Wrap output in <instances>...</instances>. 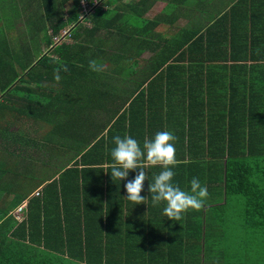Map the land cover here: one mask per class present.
<instances>
[{"label": "trees", "instance_id": "trees-1", "mask_svg": "<svg viewBox=\"0 0 264 264\" xmlns=\"http://www.w3.org/2000/svg\"><path fill=\"white\" fill-rule=\"evenodd\" d=\"M16 1L19 2L18 4L21 5V9L26 15L24 17L27 20L26 24L36 25V28L35 34L32 35H28L23 28L16 38L18 41L14 40L15 43H13L9 41L7 34L12 30H16L14 19H7L0 12V150H3L4 146L9 144L8 141L17 143V137L19 136L9 137L6 134L9 129L15 126L18 129L22 123L29 121L25 119H32L33 121H29V123L47 125L51 131L48 132L56 138L53 139L49 135L45 139L43 138L46 144L45 148H39L34 154L35 159L33 156L30 162H39V159L43 156H47V159L51 156L52 159L55 158L59 161L65 157L63 155L67 152L65 141L69 140L70 144L75 143L78 138L77 133L82 130L89 133L90 136L87 137L93 135V123L79 121L77 115L79 116L86 110L84 115L86 114L88 117V110L92 112L93 105L91 101L94 92H97L102 102H104L105 107H103L106 108V112L113 111L114 114L120 111L121 108H125L123 106L125 101L132 95L131 93L127 94L126 91L124 92L125 67L137 64L131 60L142 50V41H136V39L144 32L142 28L143 20L141 14L137 13L124 0H98V6L89 15L82 17L81 21L78 20L80 0ZM85 1L90 4L92 2V0ZM128 8L129 14L126 12ZM85 23L88 26H85ZM64 27L68 30V41L54 44L51 37L56 36ZM46 28L50 32L49 35H45L44 29ZM222 33V31L215 28V23H213L205 30L204 35L199 36L195 41H189L190 37H187L175 49L168 47L169 45L164 46L163 52L166 55L157 66L165 64L164 62L168 57L179 49L177 57L174 58V64L180 62L178 68L182 72L176 76L182 78L185 75L190 76L191 74L187 73L189 71H200V77L194 75L197 79L194 86L192 84L188 85V83L185 86L182 84L184 80L180 79L182 81H179L180 85H174L168 91L171 96H168V93L162 95L154 92L153 90L157 91V86L151 87L149 85L147 87V98L157 97L159 102L158 106L153 105L154 108H151L150 112L162 108L161 104L165 105L167 109H174V107H169L172 106L169 101L178 92V97L188 99L186 101L188 106L199 107L197 115L201 117L208 115L211 109L217 115L226 112V118L228 114V118H230H227V122L220 124V126L225 127V130L229 131L227 137H223L218 132L214 133L209 139L210 142L214 140L213 151L209 152L208 148L211 145L207 144L204 153L176 154L177 164L173 168L176 175L173 182L179 185L182 190L190 191L191 180L198 178L201 185L207 187L208 197L205 206L201 210H189L183 214L181 220H175L182 231L180 238L184 240L182 245H185L182 249L174 252L158 251L157 249L150 250L148 253L143 251V253L148 254L151 264H166L165 262L168 261H175L169 264H228L226 261H229V248L224 243L227 234L224 231L225 222L221 219V213L227 199L230 197H234L238 209V226L247 230L245 233L248 238L259 241V255L261 261H264V152L254 153L248 148L250 147L248 146V139L255 134L253 132L254 128H259L258 123L251 121L238 123L237 117L238 115L242 116L245 107L238 106L236 103L228 105L225 110V107H222L220 103L216 102V105L214 101L218 100L220 102L222 96L220 91H215V86L209 84V78L214 77L219 80L222 77L220 74L213 73L217 67L239 68L245 65V63H237L238 58L234 55L238 51L245 52L246 49L249 50L253 46L251 39L257 33H255L254 28L237 27L236 25L234 27L230 26L224 37H221ZM37 34H42V37L36 38ZM40 42H43L47 48L43 54H39ZM183 46L185 47L183 48ZM33 51H37V53L35 54ZM226 52L230 54L228 64L224 63ZM178 59H181V61H178ZM246 59L258 62L260 58L243 57L241 62H245ZM90 60L100 62L104 66V70L102 72L90 71ZM58 63L66 65L68 71L62 72V79L56 82L54 69L58 66ZM110 65L120 67L121 72L124 74L116 71L110 72ZM183 66H185L184 71L182 70ZM230 76L236 78L237 73L230 74ZM261 76L264 77V75ZM111 78H113L112 82H115L114 87L110 84ZM120 79L121 83L117 81ZM110 87L114 88L112 89V93L115 95L113 97L119 102L115 106H111L109 103ZM115 88H118L119 93ZM151 89L153 90L151 91ZM238 91L237 85L229 87L226 93L231 101L236 100L239 95ZM37 92H41V94H37ZM256 93L251 91L253 95H256ZM142 94L143 92H138L129 102L128 112L132 117L136 114L144 116L143 111L136 112V109L140 108L139 106L131 108L141 98ZM258 96L264 101V86L261 89V95ZM207 103L210 104L207 105ZM184 107L181 104L180 108ZM203 109L205 110L203 111ZM102 112L108 116V113L104 110ZM57 113H63L67 115V118L56 120ZM147 114L149 113L147 112ZM16 116L22 119L18 124L14 121ZM185 117L189 119L190 116L187 113ZM37 119L44 122L37 123ZM141 119L139 123L145 122L143 117ZM122 121L123 117L116 119L112 123V128L110 125L108 126V122H105L101 128L107 127L105 134L98 137L88 148L87 142L84 143V147H82L84 153L75 154L80 156V162L83 163L85 168L106 164L104 170L98 169L100 176L102 175L101 178L105 181L104 186L102 184L99 186L98 195L102 196L103 193L104 199L107 201L110 196V183L113 182L110 174V165L113 163L111 151L115 147L113 138L125 135L135 138V134L132 135L129 132L124 134L126 128ZM213 125H218V123H213ZM260 125H264V122ZM151 134L153 138L155 131L151 130ZM95 137L96 135H93L91 139ZM142 137L143 134L138 139L135 138L140 142L141 147L143 146ZM19 139L24 146H28L31 141L25 135L20 136ZM52 145L54 147H51ZM48 146L49 148H46ZM22 155L26 157L28 153H22ZM79 170L76 167H69L61 171L55 180L41 188L37 196L27 199L25 217L21 222L16 223L11 217H5V212L3 216H0V227L14 226L15 229L12 230L9 236L14 238L19 236V239L25 242L20 245L16 244L17 249H13L8 243H6L7 247H4V249L0 247L1 261L110 260V249H97V247L96 249H89L86 247L85 242H82L81 245L79 243L80 248H76V250L73 245H69L68 237L70 235L68 233L72 232L69 231L70 225H68L70 216L67 217V213H69L70 203L67 199L72 198L76 202L78 194L83 191L82 185L79 186L81 176ZM144 171L147 173L151 184L154 182V177L162 171V168L160 166H148L145 167ZM1 174L0 168V176H2ZM130 176L133 178L136 175H130L129 172L126 180H116V185L113 184V187L125 195L124 185L127 183L125 181ZM143 194H147V186H144ZM19 201L11 202L6 210L15 208L21 202ZM0 210L3 211V209ZM158 218L154 216L146 224L149 227L161 226L163 224L162 220ZM106 226L108 229V222H106ZM50 229L58 231L59 234L52 235L51 232H48ZM17 230H19V234L15 232ZM0 236H6V234H0ZM83 236L86 238V235ZM85 241L88 243L87 238ZM32 244L40 247V249L32 247ZM246 247L244 245V251ZM245 254H249V252L245 251ZM63 256L67 259H62Z\"/></svg>", "mask_w": 264, "mask_h": 264}, {"label": "crops", "instance_id": "crops-1", "mask_svg": "<svg viewBox=\"0 0 264 264\" xmlns=\"http://www.w3.org/2000/svg\"><path fill=\"white\" fill-rule=\"evenodd\" d=\"M124 1L125 3H129L137 13L141 14L143 20L142 28L144 30L139 38L135 36V38H137L136 41H142V50L131 60L137 64L133 66L127 65L125 67L126 76H124V92L126 91L127 94H132H130L131 96L125 101L123 105L125 108H121L120 111L114 114L113 111L106 112L104 102H102L97 92H94L91 101L93 105L92 112L88 110V117L86 114L84 115L86 110L79 114V116L77 115L79 121H90L93 123V135H96L94 139H91L93 135L87 137L90 136L89 133L83 130L79 131L75 143L70 144L69 140L65 141V145L68 149L66 150V154L63 155L65 157L62 156L63 158H61V160L52 159L51 156L47 159V156H43L39 159V162L33 161L31 164H28L26 168L15 165L12 170L8 169V171V165L3 164L5 163L3 162L1 164L3 168H1L2 176H0V209H3V211L0 210V216H3L5 212V217L9 216L12 218L10 214L14 208L12 210H6L10 202H15L16 200L22 202L29 199L35 192L39 193L43 186L55 180L58 173L69 167L80 169L81 176L79 186L82 185L83 191H80L78 194L76 202L72 198L67 199L68 203H70L68 207L69 213H67V217L70 216L68 225H70L69 231L72 232L68 233V235H70L68 237L69 245H73L76 250V248H80L79 245H81L82 242H85L86 247L89 249H96V247L97 249H110V260L69 261L63 256L62 259L65 258L67 259L66 261L0 260V264H151L148 254H145L148 253V251L157 249L158 251L174 252L185 246L182 245L184 240L180 238L182 231L177 226V223H175V220L171 221L166 219L167 217L163 215L164 203L154 207L150 200L151 194L147 190L146 195H144L143 192L141 193V195L146 198L144 204L135 205L125 199L126 194L123 195L120 190L113 187V184L116 185V180L110 183V196L108 201L105 200L103 193L102 196L98 195L99 186L105 184L98 169L104 170L106 164L87 166L85 168L83 163L80 162L79 155L84 153V148H82L84 147V143L87 142L86 145L88 148L98 137L105 134L107 127L105 126V128L101 129L105 122H108V126L110 125L112 128V123L119 117H123L122 122L126 128L124 134H128V132L132 135L135 134L134 136L136 139L143 134L142 143L146 137H149V139L152 138L151 130L155 131V133L167 130L173 132L177 137L175 141L177 155H181L182 153H204L206 152L205 148H207V144L211 145V147H209L211 150L208 148L209 152L213 151L214 146L212 145L214 140L210 142L209 139L214 133L218 132H220L223 137H227L226 135H228L229 131L225 130V127L220 126V124L230 119L228 118L229 114L227 115V119L225 115L226 112L217 115L210 109L211 112L209 111L208 115L203 114L204 116L201 117L197 115L199 107L193 108L188 106L186 104L188 99H186V97H178V92L175 93V97H172L169 101V104L172 105L169 107H174V109H167L165 105L161 104L162 108L151 110L150 112V109L154 108L153 105L158 106L159 102L157 101V97H151L149 99L146 96L148 93L147 87L149 85H151V87L157 86V91L153 89H151V91L153 90L162 95L168 93V96H171L168 91H170L174 85H180V79L184 80V83L181 81L183 85L186 86L188 83V85L192 84L194 86L197 80L194 75L196 74L200 77V71H186L191 75H185L182 76V78H177L176 76L182 72L180 68H178L180 62L174 64V58L177 57L179 49L168 57L166 62H164L165 64H162V66L157 65L161 63L160 61L166 55V53L163 52L164 46L169 45L168 47L175 49L177 45L187 37H190L189 41H195L199 36H203L205 30L213 23H215V28L218 31L223 32L221 37L225 36L230 26L234 27L235 25L237 27L245 26L247 28H254L255 33H257V35L251 39L253 46L249 50L246 49L245 52L238 51L234 55L238 58L237 63H245V65L239 68L226 66L223 68L217 67L213 73L220 74L222 77L219 80L214 77L209 78V84L215 86V91H220L221 93V101L219 102L216 99V101H214L216 105L220 103L222 107H225V110L228 105L236 103L238 106L245 107L242 116L238 115L237 117L238 123L247 121L258 123L259 128L255 127L253 130L255 134L252 135V138L248 139V146H250L248 148L254 153L264 152V125H260V123L264 122V108H262L264 107V101L258 96L261 95V89L264 86V77L261 76L264 75V0ZM126 12L129 14V8ZM184 47L185 46H183V48ZM226 53L224 63L228 64L230 61V54H228V52ZM250 56L259 57L260 59L258 62H252L251 59H246L245 62H241V58H249ZM178 61H181V59H178ZM254 63H256V65H254ZM109 70L110 72L116 71L117 73L124 74L121 72L120 67L110 65ZM182 70H185V66H183ZM234 73H237L236 78L230 76V74ZM121 77L123 78V76ZM121 79L117 81L121 83ZM112 80L113 78H111L110 84L114 87L115 82L113 83ZM214 80L215 82L213 83ZM48 84L50 85V83ZM231 85H237L239 89V95L235 100L237 102L231 101L226 93ZM112 89L114 88L110 89L109 103L111 106H115L119 104V102L113 97L115 95L112 93ZM115 89L117 91L118 88ZM251 91L257 92L256 95L251 94ZM138 92H143V94L131 108L139 106L140 108H137L136 112L143 111L142 113L144 116L136 114L132 117L128 112V105ZM37 94H41V92H37ZM181 104L185 107L180 108ZM209 104L210 103H207V105ZM102 110L108 113V116L104 114ZM204 110L205 109H203V111ZM122 112H124V114H122ZM147 112L149 114H147ZM187 113L190 116L189 119L185 117ZM141 117H143L145 122L139 123L140 120H142ZM64 118H67V115L57 113L56 120H62ZM38 120L39 119L36 120L37 123L44 122ZM215 120H217V122H215ZM30 121L33 120L30 119ZM213 123H218V125L214 126ZM14 128H17V126L6 132L9 137H20L25 135L31 140L29 145L25 146L26 149L22 147L24 145L19 137H17V143L13 141L7 142L20 149L21 154H26L27 152L29 156L30 152L33 151L34 156L39 148H45V138L42 134H46V131L40 132V135H38V130L31 128V134L28 135L26 132ZM33 138L35 140H32ZM51 147H54V145ZM46 148H49V146ZM76 153L79 155H75ZM14 158L21 161L18 156ZM136 174L137 170L130 171V175ZM134 177L131 178L130 176L128 180L134 179ZM128 180L125 182H128ZM148 184H150V181L146 180L144 186H147V189ZM154 216L162 220L163 224L161 226L149 227L146 224L147 221ZM13 221L16 222L14 219ZM106 222H108V229L106 228ZM14 229V226L0 227V234H6V236H0V247L2 249L7 247L6 243L13 245L25 243L19 239V236L16 238L9 236ZM15 232L19 234V230ZM48 232H51L52 235L59 234L58 231L53 229H50ZM83 235H86L88 243L85 241L86 238H84ZM48 239H50V237H48ZM77 240L79 242H76ZM19 241L21 242L19 243ZM32 247L40 249V247L34 244H32ZM143 251H145V253H143ZM170 262L174 263L175 261H168L165 263L169 264Z\"/></svg>", "mask_w": 264, "mask_h": 264}, {"label": "clouds", "instance_id": "clouds-1", "mask_svg": "<svg viewBox=\"0 0 264 264\" xmlns=\"http://www.w3.org/2000/svg\"><path fill=\"white\" fill-rule=\"evenodd\" d=\"M89 70L102 72L104 66L96 60H90ZM67 71L66 65L58 63L54 69L55 81L59 82L62 79L61 73ZM176 139L171 131H158L153 138L146 137L141 147L140 142L129 135L115 136L113 138L115 147L111 151L113 163L110 165L112 181L126 180L130 171L137 170L134 179L128 180L124 185L125 199L135 205L144 204L146 200L141 195L144 191V182L148 180L145 167L160 166L162 171L154 177L153 183L148 184L147 190L151 194L154 207L161 203L165 204L163 215L171 221L181 220L183 214L189 210H201L208 197L207 187L202 186L198 178L191 180L190 191L182 190L179 185L173 183L176 175L173 168L177 164Z\"/></svg>", "mask_w": 264, "mask_h": 264}, {"label": "rangeland", "instance_id": "rangeland-1", "mask_svg": "<svg viewBox=\"0 0 264 264\" xmlns=\"http://www.w3.org/2000/svg\"><path fill=\"white\" fill-rule=\"evenodd\" d=\"M16 0H5L4 2H0V12L6 16L7 19H14V27H16V30H12L9 34H7V38L9 41H12L15 43L18 40L16 38L20 35V31L24 28V30L28 33V35L35 34V28L36 25H29L26 24L27 20L24 19L26 15H24L23 9H21V5L18 4ZM15 6V7H14ZM34 16V15H31ZM36 21V19L34 18ZM85 26H88V24L85 23ZM67 28H63L58 32L56 36L51 37V40L54 37H58L61 35L62 32L66 31ZM46 32L45 35H49L50 32L46 28L44 29ZM36 38L42 37V34H37L35 36ZM69 38L64 39L63 41H68ZM15 40V41H14ZM17 44V43H16ZM46 47L44 46L43 42L39 43V54H43L46 51ZM33 53H37V51H33ZM19 119V121H17ZM22 119L18 118V116L15 117V122L18 124L20 123ZM29 120L30 119H26ZM29 121H25L22 123L18 129L22 132H26V134H31V128L38 130V135H40V132L46 131V134H42L45 137L52 136L53 139L56 137L51 135L48 131H50V128L47 125H44L41 123L38 125H33L32 123H29ZM16 124V125H17ZM17 129V128H14ZM54 130V129H53ZM55 131V130H54ZM51 132V131H50ZM63 139V138H62ZM25 148V146H22ZM74 147V146H73ZM66 148V147H64ZM26 149V148H25ZM29 150V149H28ZM67 150V148H66ZM63 155V154H62ZM61 155V156H62ZM19 157L21 161L14 157ZM33 157V151L30 152L29 156H23L21 154L20 149H18L16 146L7 144V146H4L3 150H0V168L1 164L8 165V169H13V167L20 166L23 168H26L28 164H31L33 161L30 162V160ZM3 169V168H2ZM25 202L27 200H24ZM11 203V202H10ZM9 203V204H10ZM8 204V205H9ZM7 205V206H8ZM238 209L234 202V197H230L227 199V202L225 206L223 207L222 213H221V219L225 222V228L224 231L226 232V240L224 243H226V246L228 245V253H229V261H226L228 264H264V261H261L260 259V248H259V241L254 240V238H248L246 236V229L238 226V219H237ZM10 247L12 246L13 249H17L15 245L8 244ZM244 245H246V252H249V254H245L244 251Z\"/></svg>", "mask_w": 264, "mask_h": 264}, {"label": "built area", "instance_id": "built-area-1", "mask_svg": "<svg viewBox=\"0 0 264 264\" xmlns=\"http://www.w3.org/2000/svg\"><path fill=\"white\" fill-rule=\"evenodd\" d=\"M98 4H99L98 0H92L91 4L87 3L85 0H80L79 2L80 16L78 17V20L81 21L83 19L82 17L89 15L93 11V9L98 6ZM67 33H68V30L62 32L60 36L54 37L52 39V42L54 44L63 42V40L67 38ZM37 195H38V192H35L33 196H37ZM25 207H26V202L22 201L11 212L10 215L16 222H21L24 219Z\"/></svg>", "mask_w": 264, "mask_h": 264}]
</instances>
